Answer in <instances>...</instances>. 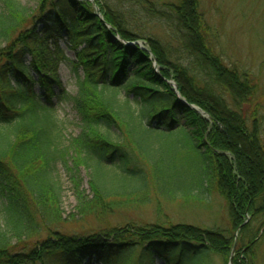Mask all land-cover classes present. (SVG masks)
<instances>
[{"label": "trees", "instance_id": "trees-1", "mask_svg": "<svg viewBox=\"0 0 264 264\" xmlns=\"http://www.w3.org/2000/svg\"><path fill=\"white\" fill-rule=\"evenodd\" d=\"M95 3L40 0L31 10L19 0H0V264H216L229 263L234 250V264H255L254 249L246 248L264 240L256 233L264 216V138L256 125L259 110L242 106L252 86L205 46L197 0L176 8L182 27L200 42L185 49L193 60L188 68L168 63L156 46L128 45L136 36L119 31L101 0ZM65 38L75 60L66 56ZM63 64L77 77L75 97L63 90ZM122 93L131 99L123 101ZM55 99L70 101L80 118L81 132L68 142ZM140 130L173 140L157 145ZM183 151L196 159L191 182L172 190L176 176L167 170L185 163ZM59 164L74 172L83 214L126 209L148 194L201 202L215 182L233 210L232 225L242 227L240 241L221 228L158 222L65 234ZM82 166L93 173L92 200L80 191L75 171ZM247 218L253 223L245 224Z\"/></svg>", "mask_w": 264, "mask_h": 264}, {"label": "rangeland", "instance_id": "rangeland-1", "mask_svg": "<svg viewBox=\"0 0 264 264\" xmlns=\"http://www.w3.org/2000/svg\"><path fill=\"white\" fill-rule=\"evenodd\" d=\"M19 1L31 10H36L40 3V0ZM88 2L96 6L95 0H88ZM101 2L104 8L112 13L118 24L117 26L121 29L119 31H127L136 36L137 40L132 43L133 46H141L145 50H149L150 45L156 46L163 52L168 63H175L184 68H188L190 63L193 62L185 49L188 45L190 48L191 46L197 47L200 42L198 38L196 40L195 36L182 27V22L179 20L176 8L184 0H101ZM197 6L203 19L204 34L208 43L205 46L210 43L213 50L212 54L218 56L228 69L235 70L238 73L237 77L240 82H247L252 86L251 91H249V96H252V98L250 101L248 100L249 102L244 101L246 104L242 106L246 109L256 107L259 110L256 125L260 131L259 133L264 138V0H197ZM193 27L197 29V26L193 25ZM67 43L66 38L61 40L66 56L75 60V54L68 50ZM195 58L200 63L204 61V58L200 55L195 56ZM27 60L29 61L30 58ZM79 70L80 75L83 77L82 68ZM198 75L199 72L192 75L197 83L199 82ZM59 76L66 94L75 97L78 94V80L73 67L70 64L61 65ZM170 83L174 89L175 82L172 80ZM195 90L198 96L202 95L201 90ZM126 98L131 99V96L122 93L121 99L125 101ZM54 103L63 122L64 136L66 142H68L80 134V118L70 101L55 99ZM238 105H241V103H238ZM198 112H200L199 108ZM201 114L204 115V113ZM205 118L208 119L209 117L205 116ZM115 133L118 135V131L115 130ZM138 133L144 140L157 145L173 140V136L169 134L151 135V133H145L143 130L138 131ZM184 142L182 140L178 143ZM182 154L185 163L175 165L177 167L174 172L172 164L169 166L170 169L167 170L172 177L176 176L173 178V182L170 181L173 185L170 187L172 190L185 188L186 184L191 182L188 171L190 166L195 167L192 165H195L196 159L186 151H183ZM187 159L188 162H186ZM71 167L72 163L69 165V168ZM75 172L78 175L80 191L85 194L88 200H92L94 198L90 183L93 177L92 171L82 166L79 171ZM55 177L60 186L61 209L65 220L62 230L65 234L74 236L96 234L101 229L127 226L144 228L147 224L158 222L165 227L186 225L202 230L221 228L227 231L228 237L232 236L236 242L240 241L239 236L242 227L237 230V227L235 228L232 225L234 220L233 210L228 200L222 197L219 191L217 192L215 182L213 183V194L208 195L201 202L181 199L168 201L167 198H164L165 196L152 194L151 197L148 194V197L143 196L144 200L141 199L143 203L126 209L105 213H99L98 210L96 214H83L79 210L74 172L68 170L63 164H59L56 168ZM168 189V185H165L164 190ZM99 214H103L100 219ZM259 219L261 221L256 225V233L260 239L264 238V235H262L264 216ZM248 223H253V219L247 218L245 224ZM247 243L243 242L242 244L245 246ZM250 248L254 249L252 253L256 259L255 264H264V240L256 246L250 245L246 250ZM233 252L235 257V250ZM215 263L229 264L224 259L223 261L222 259L217 260ZM157 264L166 263L164 260L158 259Z\"/></svg>", "mask_w": 264, "mask_h": 264}, {"label": "water", "instance_id": "water-1", "mask_svg": "<svg viewBox=\"0 0 264 264\" xmlns=\"http://www.w3.org/2000/svg\"><path fill=\"white\" fill-rule=\"evenodd\" d=\"M96 14H97L98 16H100V10H99V8H97V12H96ZM174 90H175L176 94L179 96V98L181 99V96H180V94H179V92H178V88H177V86L174 87ZM182 102H183L184 104H187L190 108H192V109L198 111V108H197L195 105L188 104L187 101H185V100H182ZM233 262H234V252H233V254H232L231 257H230V263H229V264H233Z\"/></svg>", "mask_w": 264, "mask_h": 264}]
</instances>
